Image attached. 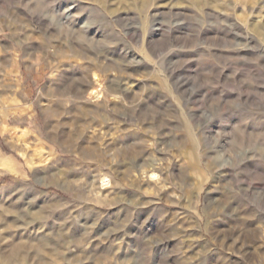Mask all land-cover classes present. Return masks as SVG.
<instances>
[{
	"label": "rangeland",
	"instance_id": "obj_1",
	"mask_svg": "<svg viewBox=\"0 0 264 264\" xmlns=\"http://www.w3.org/2000/svg\"><path fill=\"white\" fill-rule=\"evenodd\" d=\"M0 264H264V0H0Z\"/></svg>",
	"mask_w": 264,
	"mask_h": 264
},
{
	"label": "bare ground",
	"instance_id": "obj_2",
	"mask_svg": "<svg viewBox=\"0 0 264 264\" xmlns=\"http://www.w3.org/2000/svg\"><path fill=\"white\" fill-rule=\"evenodd\" d=\"M92 78H93V81H95V82H98L99 81V77L96 74H93ZM101 95L102 94L100 93V90L97 89V88H91L89 90V96H91L92 98L99 99L101 97ZM148 177L150 179H155L157 177V173H155L153 171V172H151L149 174ZM100 183H101L102 186H106L109 183V179L107 177H103V178H101Z\"/></svg>",
	"mask_w": 264,
	"mask_h": 264
}]
</instances>
